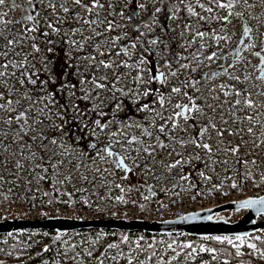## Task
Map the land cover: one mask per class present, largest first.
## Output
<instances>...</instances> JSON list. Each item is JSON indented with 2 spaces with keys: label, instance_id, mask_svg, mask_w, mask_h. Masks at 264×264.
<instances>
[{
  "label": "rangeland",
  "instance_id": "1",
  "mask_svg": "<svg viewBox=\"0 0 264 264\" xmlns=\"http://www.w3.org/2000/svg\"><path fill=\"white\" fill-rule=\"evenodd\" d=\"M6 2L7 8L9 9L6 21H13L14 23H8L5 27L4 25L0 26L1 28H5L6 34H4V37L7 38V34H9L11 35L9 38H16L19 41L8 50L9 54L12 53V55L22 60L25 55L28 56V61L23 60L26 70L29 69L32 70V72H36L39 68L44 69V62L50 60L52 62L48 64L46 71L54 76L55 79L64 77L63 74L66 73L67 69L73 70L74 78L78 84L81 79H91L93 75L98 78L107 75V80H98V82L105 84L106 87L104 89H96L95 85L92 83L84 85L79 84L83 90V95L86 92H91L90 98L84 96L90 101V109L87 115H84L83 112L77 114L73 105L78 104L70 95L72 89L65 88L64 91L68 101L66 114L70 115L75 120L81 121L82 119L88 118L95 109L104 111L111 107L113 116L126 112L125 106L123 110L114 111L115 103H122L118 99L125 94L130 95L128 99L132 106L135 105L136 102H140V105L148 103V99H150V101H155V103L151 105L153 109L152 112L137 111V108H135V113L140 116V119L132 118L126 120L125 127L121 129H114L108 132V129H111L114 124V118L106 117V119L102 120V123H107L109 120H111L112 123L108 124L103 132L96 128L94 124L90 132L91 138L84 137L87 139V143H80V139H77L78 136L70 134L64 127L63 131L66 135H61V129L57 127V103H50L49 100L51 98L48 97V93L50 92L48 90V84H52L53 82L49 79L50 74L48 78L43 80L47 81L43 90L41 88L42 81L39 83V89L43 92L38 102H35L38 96L31 90L26 89L25 85L20 83L16 75L8 76L5 78L7 81L6 83H0V91L8 92L9 89H11L9 98L21 100V105L18 110H23V108L28 107L29 104L33 105L30 112L29 123L32 124L34 132L43 130L47 139L43 141L32 140L31 136L33 133H29V136L25 139L28 141V144L32 143L36 148L42 150L46 161L53 163L56 166V172L63 177V186L76 192L82 201L90 204L94 201L96 196H100L107 192L110 194L116 193L118 197H124V199L128 196H132L134 199L148 203L152 195H148L146 189L154 193H159L157 191L161 189L163 190L162 192H175L180 199L186 198L193 200V197L204 191L211 194L213 191V194L220 193L223 197H229L242 185L250 186L256 193H259L264 187V185H258L254 181L255 179L262 180L264 177L262 173L264 171V162H262V165L260 161L258 162L261 165L260 167L257 166V163L253 164L251 162L256 159L259 160L260 156L264 157L262 148L256 146L260 145L257 132L259 129H264V127H254L255 135H249L247 133V127L250 125L246 119L230 124L229 127L236 132H240L243 136V140L247 141V145L241 141L240 136L227 137V139L231 141L232 146L239 144L243 153L242 155L240 153L236 156H232L231 153L225 154L222 151L225 145L221 144L219 146L220 150L215 151V154L211 158L207 154H202V159L199 160L200 162L198 164V160L190 159V157L194 152H200V149H194L191 145L181 149L179 144L172 143L170 137H167L165 142L168 148H159L154 155H148L143 151H134V149L138 147L136 144H123L122 146V144L116 143L117 140L123 142L133 135L138 136L145 145L155 140L157 133L156 129L152 127V120L155 112H163V109L159 107L158 97L153 95L144 97L142 95L145 89H153L154 81L149 82V70H151V75L156 74L160 58L156 44L152 45L149 43V41L153 39L170 38L176 44V51L169 59V64L167 67H163L160 70L165 73L166 77L163 83L165 96H169L172 87L179 86L180 82L186 80L189 82V87L182 88V92L187 91L190 95L201 97L197 103H201L202 105L206 103H217L213 101L209 95V90L212 88H215L216 91L212 92L211 95H219L221 100L224 99L222 91L218 87L220 84L247 88H252L253 85H257V87L253 89L255 92L260 90V86H264V82L255 79L259 72L255 70L254 66L258 64L259 58L252 55V52H250L251 49L245 51L244 45L239 44V41L242 39L240 35L241 29L240 27H233V24L242 25L239 18L233 19V22L227 25H222L218 20H212L211 22L203 21L204 24L200 25L198 30L208 32L209 35L205 37L204 40L196 38L193 43L192 41L197 29L190 27L194 20H190V17L185 12V0L183 3H181V0H169L167 7L168 11L163 13V17H158L156 11L162 0H98L99 4L103 5L102 8H97L93 10L92 13H85L81 10V15L84 19L96 20L98 23L87 25L82 24L78 20H73L72 27L79 29V31L73 35L68 24L64 23L63 20L57 22V17H63V11L59 8V5L62 4L64 0H35L32 6L35 11L39 12L40 20L43 19L42 27L46 28V22H52L56 27L68 31L69 34L66 36L63 31L57 34L51 32V29L49 30L54 39L63 44L65 50L64 56L60 57L59 66L53 68V63L55 61L53 54L46 53L43 45H38L41 48L40 52H33L29 37L21 30L18 24L17 9L13 7L11 0H6ZM49 3L55 5V9L49 8ZM141 5H143V7ZM68 6L70 9L76 10L73 5L69 4ZM217 14L222 15L223 12L218 11ZM208 15L210 14L207 13V16ZM253 15L261 18L258 22L256 19L249 17L251 24L254 26L252 38H254V42L258 47L256 52H260V55L264 56V51H260V48L264 47V45L261 44V41H264V35L260 34V27L264 30V8L257 5L253 10ZM156 17L160 20L157 24L154 23V18ZM109 22H111L110 29ZM146 23L148 27L144 26ZM97 33H100V35H97ZM21 35L24 37L22 40H20ZM220 35L226 37V39L218 40L215 38ZM69 36H71L73 40L84 43L83 50L79 47L69 48L68 44L63 43L64 40H68ZM83 37H91V39L84 41ZM249 41L250 40H246L245 43L247 44ZM97 44L100 46L99 50H97ZM133 44L136 46L133 47ZM201 44L205 45V47L201 48ZM0 45L5 50V38L3 43H1L0 40ZM237 47L241 49V61L239 64H236L235 59V50ZM100 51H103L105 55L100 56ZM117 51L121 53L119 56L115 55ZM16 52H19L20 55H15ZM213 52L217 53L215 61L206 60L205 57L211 55ZM89 53L96 56L97 61L104 59L109 63H113V67L111 69H103L99 65L95 68L90 67L91 62L85 59ZM196 57L199 59L197 60ZM142 58L149 61V63L140 64L139 68L143 69V71H140L136 65L139 64ZM33 64L35 67H32ZM183 64H187L189 67H180V65ZM227 65H235L234 68L228 69V72L232 75H239L242 79L244 75H249L250 80L244 81L243 84H238L236 81L230 79L228 75L216 76L211 80L204 78L206 74L223 71L224 67ZM193 69H195V71H193ZM7 71L9 73H14L10 69ZM173 71L177 73L176 76L169 74ZM138 75L142 76L143 82L135 79ZM196 80H199L200 83L196 85V87H192L191 82ZM196 88H200L201 91L197 92ZM118 89L122 91H118ZM29 93L31 99L28 98L27 94ZM204 97H207V100H205ZM172 98L174 100L176 99L174 94ZM253 98L257 103H260L261 100L264 99L258 97ZM180 99L182 102L183 98L181 97ZM165 103L167 106V100ZM45 104H47V108H45ZM42 108L44 109L43 112L40 111ZM228 108L229 105L225 104L222 110V112L225 113L226 119H230L226 114ZM0 115H4V113L0 111ZM237 115L243 118L245 113L239 111ZM249 115H251V112H249ZM36 120L43 122L37 124L34 122ZM138 122L143 123V128L136 126ZM216 122L220 124L219 115L216 116ZM159 123L160 121L157 118L156 124L159 125ZM180 123L183 124V121H180ZM128 125H130V127ZM145 128L153 132L151 137L142 135V131ZM93 129H95V132H93ZM5 132H7V135L4 134ZM112 132H116L117 135L110 136ZM121 132H123V134H121ZM14 135V127L9 130V126L0 123V146L2 141L9 144L6 151L4 148L0 147V187L2 184H5L8 191L11 193V195L8 196V201L22 203L20 201L23 199L18 201L19 196L23 192L21 182L27 185L31 184L27 189L29 204L23 203V205L30 214L37 215V213H44V204H46L47 201L43 199L39 201L38 207L41 209H36L34 206V199L41 196L43 192L37 178L45 177V175H48V171L44 170L46 168L37 157L34 158L32 156V152H34L33 147L29 148L24 144V141L13 142ZM171 136H176L177 138L183 136L185 139L188 138L187 133L178 130L173 131ZM53 138L56 139V144L50 143ZM208 142L213 144L214 149L216 148L214 134L213 140ZM92 143H95L97 147H89ZM41 144L44 146L42 147ZM101 144L103 145L101 146ZM22 145L23 150L21 151ZM109 145H111V149L123 155L126 163L131 169L135 170L134 176L123 177V171L119 169L115 160L112 158L107 159V155L104 151L98 152L99 149H103L104 146ZM125 148L127 151L124 150ZM172 148L182 153L183 161L182 165L169 169L166 166L167 161L180 158L177 157L175 153H173V155H168V152L171 151ZM94 151L95 154H92ZM14 155L19 158L22 167H16ZM225 160H227V163H223ZM213 161H215V163ZM190 163L195 165L196 170H192L189 167ZM33 167H38L41 170L34 169ZM240 168L241 171H239ZM201 172H203L205 176L210 177V179L205 180L201 177ZM184 176H187V179H182ZM189 176H192L194 180L192 181ZM238 176L240 177L238 179L239 182L235 180ZM233 183L237 185L235 188L232 187ZM117 185H119V187ZM192 188H195L196 192H194ZM123 192L125 195L122 196L121 194ZM58 204L64 205L62 200H59ZM242 214V211L236 213L227 212L222 214L221 217L230 222H234L239 220ZM262 219H264V216L259 218V220ZM252 239L264 240V232L252 237ZM80 244L81 240L77 239L64 246L61 251L64 260L68 261L69 259H74L78 264H96V262H94L96 257L89 255V253L94 252L96 249L94 241L89 237L87 240L88 245L81 247L79 250L76 246H80ZM248 244L251 243L245 241L240 247V252L242 254L254 253L251 248L247 247ZM180 248L181 245L179 243H173V251H177ZM234 249L236 251V248ZM80 251L88 256V260L84 261V259L80 257ZM198 253L200 252L197 251V254ZM119 254V249H116V251L108 250L103 257L99 259L98 264H112L113 261L119 257ZM172 257V253L166 255L167 259H171ZM196 257L197 255H187L183 264H207L206 259L194 262ZM14 260H16V257L10 256L5 252H0V263L7 262V264H13ZM225 260L226 259H221L220 264H224ZM162 263L163 260L160 261V264ZM43 264L58 263L51 262Z\"/></svg>",
  "mask_w": 264,
  "mask_h": 264
},
{
  "label": "snow or ice",
  "instance_id": "2",
  "mask_svg": "<svg viewBox=\"0 0 264 264\" xmlns=\"http://www.w3.org/2000/svg\"><path fill=\"white\" fill-rule=\"evenodd\" d=\"M184 0H181V3H183ZM29 4H34L35 0H28ZM6 4V0H0V7H3ZM69 4L73 5L76 10H72L69 8ZM259 5L261 8H264V0H195V3L190 2L186 5L188 13L191 17H195L196 19L193 21V24L190 26L192 28L197 29L195 32V37L193 38V43L195 42L196 38H199L200 40H204L205 37L209 35L208 32L205 31H199L200 27V21H205V22H211L212 20H218L221 22L222 25H227L229 23L233 22V19L239 18L240 20H244L245 16L251 17L253 19H256L258 22L261 19L259 16H254L253 15V10ZM143 7V5H141ZM13 7H19V5L13 3ZM49 8L55 9V5L49 3L48 5ZM103 5L99 4L98 0H64L62 4L59 5V8L62 9L63 13L66 15L63 17H57V22L60 20H63L64 23L69 25V28L71 30V33L75 35L79 29L72 27V21L73 20H78L82 24H97L98 21L96 20H87L84 19V17L81 15V10L85 13H92L93 10L97 8H102ZM196 8H199L201 11H196ZM157 12L160 11L159 8L156 9ZM218 11H222V15H218ZM201 12L203 13H208L210 15L205 16L202 15ZM70 13V14H69ZM8 15L7 12H0V25L8 24V23H14L13 21H6L4 17ZM39 12L37 11L35 15H28L26 17L27 21L29 22H34L33 27H28L25 28V32H36L38 31L36 24L39 23ZM47 28L51 29V32L53 33H61L62 31L64 32V35L68 36V31L56 27L52 22H46ZM145 27H148V24L146 23L144 25ZM233 27H240L241 32L240 35L242 36V39L239 41L240 45H244V50H250L257 45L255 43H245L246 40L251 39V33H252V28L248 27L247 24H242V25H236L233 24ZM111 28V22H109V29ZM97 35H100V33H97ZM143 35V34H141ZM261 35H264V32L261 33ZM42 36L47 38L50 36V33L48 31H44L42 33ZM0 38H5L6 39V45H4L5 51L3 53H0V55L3 56H8L9 54V49L12 48L16 43L19 41L16 38H6L4 37V31L3 29H0ZM24 37L21 35L20 40H22ZM218 40H223L226 39V37L220 35L215 37ZM35 39V38H33ZM91 39V37H83L84 41H87ZM54 41L51 39H46L45 44L46 45H51L53 44ZM63 43H66L69 45V48L73 47H79L81 50L84 48V43L80 41L73 40L71 36H69L68 40H64ZM150 44L155 45L157 43L156 39H153L149 41ZM261 44L264 45V41H261ZM133 47L136 45L133 44ZM167 47V45H165ZM201 48H204L205 45L201 44ZM31 48L33 52L38 53L41 51V48L37 46L35 43L31 44ZM100 46L97 44V50H99ZM48 52H53L54 49L51 47L47 48ZM260 51H264V47L260 48ZM241 49L237 47L235 50V59H236V64H239L241 61V56H240ZM100 56H104L105 53L103 51L99 52ZM121 53L117 51L115 55L119 56ZM15 55L19 56L20 53L16 52ZM252 55L257 56L258 59V64L255 67V70L259 72V75L255 77L257 81L264 82V56L260 55V52H253ZM217 58V53L213 52L211 55H208L205 57L206 60L209 61H215ZM85 59L89 60L90 67L95 68L97 65L101 66L103 69H111L113 67V63H109L104 59H100L97 61V57L89 53ZM198 60L199 58L196 57ZM24 61H28V56L25 55L23 58ZM52 61L46 60L44 62V69L47 70V66L49 63ZM149 61L146 59L142 58L136 67L138 70L143 71V69L139 68L140 64H147ZM12 66L14 68H22L24 67V63L20 62L17 63L15 61H7V62H0V83H6V77L8 76H14L15 73H9L7 70L9 66ZM71 66V65H69ZM127 66V65H125ZM32 67H35L33 64ZM164 67H167V65H164ZM182 68H188L189 65L183 64L180 65ZM235 65H227L224 67L223 71H217V72H212L209 74L205 75V79H214L216 76H223V75H228L230 79L236 81L238 84H243L244 81L250 80L249 75H244L243 79L239 75H232L231 73L228 72L229 68H234ZM98 70V68H97ZM40 69H37L36 72L31 73V76L36 77L35 79H32L31 76L29 77L28 82L31 84L35 85L37 83V80L39 79L38 72ZM150 71V80L151 81H160L162 84L165 82V73L163 71H160L159 68H157L158 74L156 75H151V70ZM195 71V69H193ZM172 76H176V72H170L169 73ZM22 76L28 75L27 71L21 73ZM64 79L65 82L59 85V88L57 89L58 91H63L65 88H70V89H75L76 91H72L70 95L74 98H79L77 93L79 92V89L77 88V85L72 83L71 80H69L67 77L69 75H72V73H64ZM82 75V73H81ZM49 79L55 83V77L50 74ZM99 79L107 80L108 77L107 75H104L102 77H96L95 75L92 76L91 79H81L79 81L80 85L92 83L95 85L96 89H104L106 86L103 83L98 82ZM135 79L140 80L143 82L142 76H137ZM20 83L23 85L25 84L24 80H20ZM200 83L199 80L192 81L191 86L196 87ZM47 84V81H42L41 82V88L43 90L44 85ZM189 87V82L183 81L180 82L179 86L172 87L170 90L169 96H165L162 94L160 89H145L142 92V95L144 97H148L150 95L153 96H158V103L159 107L163 109V112L161 111H156L155 115L152 120V127L156 129V136H155V142L154 143H148L144 144L143 141L140 140V138L136 135L131 136L130 138H127L125 141L121 142L119 140L116 141L118 144H127V145H133L136 144L138 147L134 149V151H143L147 153L148 155H154L155 150L157 148L161 149H167L168 145L163 143L161 141V136L160 134H165L169 135L170 139L173 144H179L181 149L186 148L187 146L191 145L194 147V149H200V152H194L190 159H195V160H201L202 159V154H207L210 158L215 154V151L220 150L219 146L221 144H224V148L222 151L225 154L231 153L232 156H236L238 153L241 155L242 150L237 144L236 146L231 145V141L227 139V137H234V136H240L241 141L247 145V141L243 140V136L240 134V132L234 131L231 127H229L230 124H234L238 121H242V119H246L249 122V125L247 127V133L249 135H255L254 133V127H264V116H262L261 109L264 108V99L261 100L260 103H257L256 100L253 97H258V98H264V86H260V90L258 92L253 91L257 87V85H253L252 88H247V87H235L232 85L228 84H220L218 87L222 91V95L224 97L223 100H221V97L219 95H211L212 92H215L216 89L212 88L209 90V95L211 96V99L213 101H216L217 103H206V104H201L197 103L198 100L201 99L199 96H193L190 95L187 91L182 92V88H187ZM11 89H9L8 92L0 91V111L4 113V115H0V123H3L4 125L9 126V130L13 129L14 127V140L15 141H24V144L27 145L29 148L32 147L31 144H28V141L25 139L26 137L29 136V133H33L31 136L32 140H40L43 141L47 139V136L43 130L34 132L32 128V124L29 123L30 119V112L32 108V104H29L28 107L23 108V110H18L19 106L21 105V100L20 99H12L9 98V92ZM118 91H122L119 90ZM197 92H200V88H196ZM176 97L174 100L172 96ZM14 95V93H13ZM28 98L31 99L30 93L27 94ZM85 97H91V92H86L84 93ZM48 97L51 99L49 100L50 103H56L55 99V93L49 92ZM183 98L182 102L180 98ZM41 98L37 97V100L35 102H38ZM205 100H207V97H204ZM166 100H167V106H166ZM34 102V103H35ZM152 103H155V101H150L148 103H144L142 105H139L137 107V111H147V112H152L153 109L151 107ZM227 104L229 105V108L227 109V115L230 117V119L225 118V113L222 112L224 105ZM74 109L77 111V114L82 112L83 110L79 109V106L74 104L73 105ZM99 107V106H96ZM124 105L122 103H115L114 105V111L115 110H123ZM45 108H47V104H45ZM60 108H65V105L61 104ZM65 110H67L65 108ZM41 112L44 111V109H40ZM239 111H243L245 113L244 117L242 118L241 116L237 115ZM249 112H251V115H249ZM57 114H60L59 109L57 110ZM99 115L104 116L106 113L100 112ZM219 115V120L220 124H217L216 122V116ZM63 118V117H62ZM159 119L160 123L159 125L156 124V119ZM180 121H183V124L180 123ZM35 123L39 124L42 123L43 121L36 120L34 121ZM112 123L111 120H109L107 123H102L101 120L97 119L94 121V124L96 128H98L101 132L104 131V129L108 126V124ZM117 123H121L120 121H117ZM130 127V125H128ZM137 127L143 128V123L138 122ZM60 127L61 129V135H66L63 131V126H57ZM125 127L122 125V128ZM90 128V125H88L86 122L83 123V129H88ZM180 131L188 134V138L185 139L183 136H180L177 138L176 136H171L170 134L173 131ZM191 130V131H189ZM242 131V130H241ZM93 132H95V129H93ZM7 135V132L4 133ZM123 134V132H121ZM213 134L215 136V145L216 148L214 149V146L212 143H209L208 141L213 140ZM116 132L110 133V136H116ZM143 136H148L151 137L153 135V132L149 131L148 129H143L142 131ZM260 136L264 137V131L260 132ZM78 140L80 139L79 137L77 138ZM50 143L56 144L57 141L55 138H53ZM264 143V141H262ZM43 147L44 145L41 144ZM111 145L109 147L99 149V151H104L107 152L109 156L114 155L113 152L109 151ZM259 147V145H256ZM91 148H96V144L92 143L89 145ZM23 150V145L21 146V151ZM127 151V149H124ZM6 151V147H5ZM175 155L177 157H180L174 161V163H169L166 166L171 169V168H176L178 165H182L183 161V156L181 152H177L175 148H172L171 151L168 152V155ZM32 156L35 158L37 156L36 152H32ZM119 159L118 167L122 168L125 172L131 171L130 168H128L126 165L123 163V159ZM41 162H43L44 157H40ZM215 163V161H213ZM253 164L256 163L255 160L251 161ZM223 163H227V160L223 161ZM39 166V165H38ZM138 166V165H137ZM16 167L20 168L22 165L17 161L16 162ZM55 167V166H53ZM47 171V169H44ZM201 177H203L205 180L210 179V177L205 176L203 172L200 173ZM44 177H41L43 179ZM67 179V177H66ZM182 179H187V176L182 177ZM119 187V185H117ZM237 185L233 183L232 187L235 188ZM123 190V189H122ZM118 200H122V197H118ZM249 207H256L258 212H264V197H261L258 200H245L241 202L237 208L238 209H243V208H249ZM184 219H187L185 217ZM211 219V217H209ZM57 240L60 239V235H57L56 237ZM125 241L127 240V237L124 238ZM201 239L204 240H214L219 244H229L232 245L234 248H236V255H242L240 252V247L244 244V242L248 239L247 235L241 236L237 235L234 238H230L228 236H204L201 237ZM259 239V238H258ZM239 242V243H236ZM110 248H115L117 245H109ZM151 247V245H149ZM172 245H169V248H171ZM182 248L184 249H191V252L186 253L188 256H195L197 255V249L191 244V243H186L181 245ZM247 247L251 248L253 252H258L259 255L264 258V251H260L255 244H248ZM49 249L46 247L44 249L45 252H47ZM199 252H207L209 253L213 259L216 258V250L212 248H204L200 247ZM91 255V253H89ZM180 253H177V256H179ZM176 257H173L175 259ZM129 264H131V261H129ZM224 264H228V261L225 260Z\"/></svg>",
  "mask_w": 264,
  "mask_h": 264
},
{
  "label": "trees",
  "instance_id": "3",
  "mask_svg": "<svg viewBox=\"0 0 264 264\" xmlns=\"http://www.w3.org/2000/svg\"><path fill=\"white\" fill-rule=\"evenodd\" d=\"M168 1L169 0H162L160 3V6L158 7L160 9L159 12H157L158 17H163V13H166L168 11ZM186 5L190 2V0H185ZM12 3H15L19 5V7H15L17 9V19L18 24L21 27V30L29 37V41L31 44L35 43L38 45H43L44 50L48 54H53L55 57V61L53 63V68H57L59 66L60 57L64 56L65 50L64 46L61 42H57L56 39H54L53 35L49 32L50 29L47 27H42V20H40L39 16V23L36 24V27L38 31L36 32H25V28L33 27L34 22L27 21L26 17L28 15H35L37 11L33 9L32 4H29L28 1L25 0H11ZM191 3H195V0H191ZM196 11H201L199 8H196ZM0 12H9V9L7 8V2L3 7H0ZM185 12L190 17V20H195V17H191L188 13L187 7L185 8ZM202 15L207 16V13L201 12ZM66 14L63 13L62 16H65ZM158 17L154 18V23L157 24L160 22ZM6 20V17H4ZM189 20V21H190ZM153 23V24H154ZM203 21H200V25H203ZM241 24H247L248 27L252 28L251 33V39L249 43H255L253 36V28L254 26L251 24V21L248 16H245L244 20H241ZM2 26V25H1ZM0 26V28H1ZM6 24H4V27ZM2 27L4 34L5 28ZM44 31H48L50 33V36L45 38L42 36V33ZM264 32V30L260 27V34ZM11 37V35L7 34V38ZM35 38V39H33ZM51 39L54 41L51 45H46L45 40ZM1 43L4 42V38H0ZM167 45V47H165ZM51 47L54 49L53 52H48L47 48ZM156 48L159 52V61H158V68L161 70L164 65L169 64V59L176 51V44L170 39H159L156 43ZM258 47H255L250 50V52H256V49ZM5 50L0 45V53H3ZM15 61L17 63L25 62L22 59H19L15 57L14 55L8 54V56L0 55V62H7V61ZM11 71L15 73V75L18 77L19 80L25 81V87L26 89L31 90L35 95L40 97L42 95V90L39 89L40 85L39 83L45 78H48V75L50 74L48 71H46L43 68H39L40 71L38 72L39 79L37 80V83L35 85L28 82L29 77L31 76L32 70L27 69L24 65L22 68H14L11 65L9 68ZM27 71L28 75L22 76L21 73ZM66 73H72V75H69L67 78L72 81V83L77 85V88L79 89V92L77 93L78 99L74 98L75 102L78 104L79 109L83 110L82 112L84 115H87L89 113L90 109V101L87 100L83 95V90L80 87V85L76 82L73 70L67 69ZM259 75V74H258ZM32 79H35L36 77L31 76ZM64 77H60L59 79H55V83L52 82V84H48V90L50 92L55 93V99L57 103V110L59 109L60 114L57 117L58 126L62 125L70 134L78 136L80 138V143H87L86 138H91V128L94 125V121L99 119L103 120L106 119V117H113L114 118V124L111 129H108V132L113 131L114 129H121L122 125L125 126L126 120L128 119H140L139 115L135 113V108H137L141 103L136 102L135 105H131V102L129 101L130 95H124L120 96L118 100L124 104L126 107V112H122L120 115L113 116V110L110 108L105 109L104 111L101 110H93L91 115L88 118L82 119L81 121L75 120L70 115L66 114L67 110V98L65 95V89L63 91H58L59 85L65 82ZM153 89H160L162 94L164 95L165 89L162 83L158 81L153 82ZM72 91H76L75 89H72ZM158 97V96H156ZM155 97V98H156ZM151 98V97H150ZM150 99H148V102ZM65 105V108H60V105ZM100 112L106 113L105 116L101 117L99 115ZM65 113V114H64ZM262 116H264V108L261 109ZM63 117V118H62ZM117 121H120L121 123H117ZM86 122L88 125H90V128L86 130L83 129V123ZM264 131V129H259L257 132V136L259 137L260 141V147L264 150V137L260 136V132ZM109 134V133H107ZM171 135V134H170ZM161 141L163 143L166 142L167 137H170L169 135L160 134ZM86 137V138H84ZM155 140L152 142L154 143ZM7 143L5 141H2L1 148L6 147V150L8 149ZM34 152L37 153V158L40 160V157L43 156L44 160L42 165L47 169L48 175H45L43 179L41 177L37 178V181L39 185L42 188V195L38 196L34 199V206L35 208L38 207L39 201L46 200L49 203L52 204H58L59 200H62L64 203V206L70 207L77 204H82L84 206H87L88 204L85 201H82L78 194L76 192H73V190L67 189L63 186L64 179L62 176H60L56 172V166L53 163L47 162L45 156L43 155L42 150L36 148L34 144H32ZM103 144H101L102 146ZM61 148V147H59ZM157 148L155 152L158 150ZM92 154H95V151L92 152ZM123 156V155H122ZM108 159L109 157L106 156ZM251 158V157H250ZM15 163L19 161V158H17L14 155ZM253 160V159H252ZM175 160H169L167 161V164L174 163ZM258 164L257 166H261L259 160H255ZM200 161L197 162V164ZM166 164V165H167ZM55 166V167H53ZM189 167L192 170H196V167L193 163H190ZM34 169L41 170L38 167H33ZM263 169V168H262ZM241 171V168L239 169ZM264 174V171L262 172ZM32 175V173H31ZM30 175V177H31ZM135 175V170L131 169L130 176ZM189 178L193 181L194 178L192 176H189ZM240 177L238 176L235 180L239 182ZM256 184L258 185H264V177L262 180L255 179L254 180ZM1 182V181H0ZM23 186V192L19 196L18 201L23 202L25 204H29V200L27 199V189L31 186V184L27 185L21 182ZM240 185V184H239ZM241 187V186H240ZM239 187V188H240ZM194 192H196L195 188H192ZM156 193L158 196L161 193V190L157 191ZM208 196H211V193H206ZM11 195V193L8 191L5 184H2L0 187V204H2L4 201H8V196ZM148 195H151L148 193ZM198 195V194H197ZM196 195V196H197ZM13 197V196H12ZM59 197V200H58ZM87 204V205H86ZM58 234L54 232H49L46 230H27V231H21L14 233L12 235H0V252H5L10 256L16 257V260H14L13 264H43V263H51V262H57L58 264H78L76 260L69 259L68 261H65L62 256V248L69 243H72L73 241L80 239L81 244L80 246H76L79 250L81 247L88 245L87 240L90 237L92 241H94V244L96 245V249L94 252H91V255L96 257L95 261L96 264H98L99 259L103 257V255L108 251H116V249L120 250L119 257L113 261L112 264H129V261H131V264H160V261L163 260L162 264H183L185 261V258L187 257L186 253L191 252V249H184L180 248L177 251H173L172 247L169 248V245H173V243L177 242L180 245L191 243L199 252L200 247L204 248H212L216 250V258L213 259L212 256L207 252H200L197 254L196 259L194 262H198L199 260L202 261L204 259L207 260V264H220L221 259H226L229 264H264V258H262L258 252L254 253H247L237 256L235 249L225 243V244H219L214 240H204V239H194L190 238L186 235L180 234V235H151L146 234L143 232H119V231H109L105 229H93V230H81L76 231L72 233H66L63 235H60V239L57 240ZM125 237H127V240L125 241ZM234 238V237H230ZM250 242L251 244H255L257 248L260 251H264V240H254L252 238H249L246 240ZM117 245L115 248H110L109 245ZM151 245V247H149ZM48 248L49 250L47 252L44 251L45 248ZM168 253H172L173 257H176L173 259H167L166 255ZM177 253H180L179 256H177ZM80 257L84 259V261L88 260V256L85 255L82 251H80ZM0 264H7L6 263H0Z\"/></svg>",
  "mask_w": 264,
  "mask_h": 264
},
{
  "label": "water",
  "instance_id": "4",
  "mask_svg": "<svg viewBox=\"0 0 264 264\" xmlns=\"http://www.w3.org/2000/svg\"><path fill=\"white\" fill-rule=\"evenodd\" d=\"M158 74V72H156ZM155 74V75H156ZM160 82V81H159ZM109 146H104V148ZM114 155L109 156L115 160L118 165L119 159H123L124 165L130 166L125 162L124 157L118 151L109 148ZM123 171V177H127L130 173ZM131 169V168H130ZM258 197H247L235 201H227L217 206L194 211L186 214L183 221H144L140 219H98L94 221H82L76 219H68L62 217H48L43 220H23V219H7L0 221V235H12L17 232L27 230H46L54 232L58 235L72 233L81 230L105 229L109 231L119 232H143L151 235H186L190 238L201 239L204 236H228L235 237L237 235H247L248 237L260 230H264V212H258L256 207L238 209L237 206L245 200H258ZM243 212L240 219L230 222L223 217L222 214L227 212ZM211 217V219H209Z\"/></svg>",
  "mask_w": 264,
  "mask_h": 264
},
{
  "label": "built area",
  "instance_id": "5",
  "mask_svg": "<svg viewBox=\"0 0 264 264\" xmlns=\"http://www.w3.org/2000/svg\"><path fill=\"white\" fill-rule=\"evenodd\" d=\"M263 150V149H262ZM264 152V150H263ZM260 163L264 162V157L260 156ZM146 192L152 195L148 203L141 202L128 196L126 199L118 200L116 193H103L96 196L94 201L84 206L77 204L66 207L60 204L47 202L44 213L30 214L22 203L7 201L0 205V221L7 219L23 220H43L48 217H62L82 221H94L98 219L124 218L140 219L147 222L158 221H183L186 214L211 208L227 201H235L247 197H258L264 194V187L256 193L248 185H242L235 193L229 197H223L220 193L208 196L206 191L198 193L193 200L179 198L175 192H170L163 197H159L152 191ZM147 193V194H148ZM121 194V193H120ZM159 194V193H158ZM38 209H41L40 207ZM42 216H41V215ZM53 215V216H51ZM264 230L257 231L249 236L255 237L263 233Z\"/></svg>",
  "mask_w": 264,
  "mask_h": 264
},
{
  "label": "bare ground",
  "instance_id": "6",
  "mask_svg": "<svg viewBox=\"0 0 264 264\" xmlns=\"http://www.w3.org/2000/svg\"><path fill=\"white\" fill-rule=\"evenodd\" d=\"M126 162V161H125ZM131 168V167H130ZM131 172V171H130ZM130 174V173H129ZM163 190L161 189V193H160V195H159V197H163V196H165V195H167L168 193H170V192H166V191H164V192H162ZM122 196L123 195H125L124 194V192L121 194ZM123 199H124V197H123ZM137 200V199H136ZM139 201V200H138ZM3 203H5V201L3 202ZM2 203V204H3ZM1 205V204H0Z\"/></svg>",
  "mask_w": 264,
  "mask_h": 264
}]
</instances>
